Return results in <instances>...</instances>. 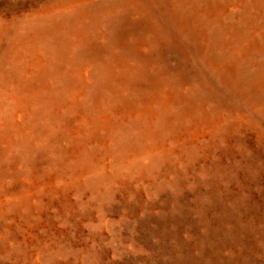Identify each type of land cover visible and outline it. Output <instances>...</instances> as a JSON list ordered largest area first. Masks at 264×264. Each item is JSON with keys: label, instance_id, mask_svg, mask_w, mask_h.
<instances>
[{"label": "rangeland", "instance_id": "374dc122", "mask_svg": "<svg viewBox=\"0 0 264 264\" xmlns=\"http://www.w3.org/2000/svg\"><path fill=\"white\" fill-rule=\"evenodd\" d=\"M0 264H264V0H0Z\"/></svg>", "mask_w": 264, "mask_h": 264}]
</instances>
